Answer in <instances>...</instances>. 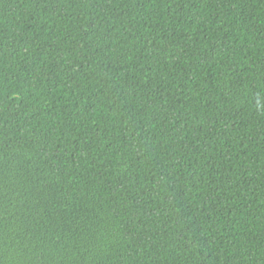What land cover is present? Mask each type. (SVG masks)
<instances>
[{"label": "trees", "instance_id": "16d2710c", "mask_svg": "<svg viewBox=\"0 0 264 264\" xmlns=\"http://www.w3.org/2000/svg\"><path fill=\"white\" fill-rule=\"evenodd\" d=\"M0 264H264V0H0Z\"/></svg>", "mask_w": 264, "mask_h": 264}]
</instances>
